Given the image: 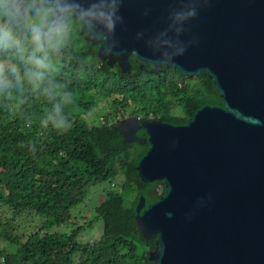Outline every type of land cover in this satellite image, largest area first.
Returning a JSON list of instances; mask_svg holds the SVG:
<instances>
[{"label": "water", "instance_id": "obj_1", "mask_svg": "<svg viewBox=\"0 0 264 264\" xmlns=\"http://www.w3.org/2000/svg\"><path fill=\"white\" fill-rule=\"evenodd\" d=\"M102 61L149 73L209 76L222 105L182 125L120 121L124 142L149 143L137 171L166 193L136 221L155 264H264V0H58ZM148 66L151 68L148 69ZM144 129L146 136L137 134Z\"/></svg>", "mask_w": 264, "mask_h": 264}, {"label": "trees", "instance_id": "obj_2", "mask_svg": "<svg viewBox=\"0 0 264 264\" xmlns=\"http://www.w3.org/2000/svg\"><path fill=\"white\" fill-rule=\"evenodd\" d=\"M68 23L73 38L62 37L49 52L43 79L26 77L30 66L0 50V264H155V239H144L136 207L142 196L149 204L166 188L141 180L137 165L149 143L124 142L119 123L143 116L182 125L206 104L221 106L220 95L209 76L149 73L134 58L123 73L99 58V46L79 34L71 13ZM9 69L20 87H3ZM102 102L107 109L93 124L88 116ZM105 181L110 189L88 221L52 230L72 222L74 209ZM96 222L100 237L81 240Z\"/></svg>", "mask_w": 264, "mask_h": 264}, {"label": "clouds", "instance_id": "obj_3", "mask_svg": "<svg viewBox=\"0 0 264 264\" xmlns=\"http://www.w3.org/2000/svg\"><path fill=\"white\" fill-rule=\"evenodd\" d=\"M63 10L58 0H0V50L30 66L26 77L44 78L49 52L62 43ZM3 75L5 89L20 87L16 70Z\"/></svg>", "mask_w": 264, "mask_h": 264}, {"label": "rangeland", "instance_id": "obj_4", "mask_svg": "<svg viewBox=\"0 0 264 264\" xmlns=\"http://www.w3.org/2000/svg\"><path fill=\"white\" fill-rule=\"evenodd\" d=\"M65 33L62 34V37H65V39H71L73 38V24H67ZM107 106L105 102H102L99 105V108L95 111H93L89 116L88 119L93 123L97 124L100 122L101 115L99 114L98 110H106ZM109 187V188H108ZM108 188V189H107ZM109 190V181H105L102 183H99L97 186L92 187L90 190L89 196L87 197L86 201L78 206L77 208L74 209L73 211V217H72V222L69 224L65 225H60V226H55L52 228L53 231H61V232H68L71 229V226L75 224H82L85 221H88V219L92 216L94 213V207L98 205L104 198L105 192L104 190ZM76 215V216H75ZM82 215H85L87 218L84 219L81 217ZM101 223L96 222L90 229H86L84 233L81 234V240L83 241H91V240H96L100 237L101 235ZM3 243V242H2ZM5 244V243H4Z\"/></svg>", "mask_w": 264, "mask_h": 264}, {"label": "flooded vegetation", "instance_id": "obj_5", "mask_svg": "<svg viewBox=\"0 0 264 264\" xmlns=\"http://www.w3.org/2000/svg\"><path fill=\"white\" fill-rule=\"evenodd\" d=\"M140 130H144V129H140ZM139 131V130H138ZM145 131V130H144Z\"/></svg>", "mask_w": 264, "mask_h": 264}]
</instances>
